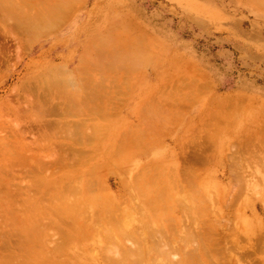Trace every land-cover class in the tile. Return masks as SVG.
Returning a JSON list of instances; mask_svg holds the SVG:
<instances>
[{
  "label": "rangeland",
  "instance_id": "rangeland-1",
  "mask_svg": "<svg viewBox=\"0 0 264 264\" xmlns=\"http://www.w3.org/2000/svg\"><path fill=\"white\" fill-rule=\"evenodd\" d=\"M19 1L20 3L22 2V0ZM45 1L46 0L32 1L35 3L33 5L34 7L31 6L32 11L39 10L37 9V5L39 4L43 7V5H48V1L49 4L52 3L50 2L52 0ZM81 1L82 0L70 1L72 9L69 10V16L66 18L67 20L61 25H58V28L56 27L57 29L54 28V30L47 29L46 32L42 30V28H39L34 30V32L25 34L27 37L24 33L22 34L24 36L20 35L19 37V34L17 32L16 34L14 31L5 34V32H7L6 22L0 25V154L2 156V158L0 157V228L3 227L4 223H8L4 225L5 228L0 229V235L4 234V237L7 234V237H4V239L0 237L2 241L11 238L13 234L16 235L15 232L17 230L14 223L17 224L18 221L16 222V220L22 219V212L20 213L21 217H19V212L23 211L22 208L27 212L23 211L26 213L23 215H27V218H30L26 225L27 227H31L34 222L38 221V218L36 220L34 219V215L43 212L41 215L43 216V214L47 212L43 217L46 215V217H48L53 214L52 208L55 210L56 207H59L57 206L59 202H62V198L58 197V202L54 194L51 196L48 188V192L45 191L47 185H40L41 182H35L34 184L33 182L35 180L31 181L33 183L31 189L28 191L24 189L26 192L25 197L21 190L23 187L18 189V191H22L21 193L19 192L21 199L18 198L19 195L13 198V195H16L15 190L17 189H10L11 187L13 188V185L17 188L20 181H26L28 183L31 178H34L33 176L25 175L24 172L26 171L22 172L23 169L29 170V167H21V173L17 172L18 169L12 166L16 161V157H14V155L17 154L16 149H19V145H17L15 141L17 137H15L13 133L15 132V126L13 125H16L14 122H19V124L21 122L29 123L26 119L28 113V115H39V109L37 112V108L33 107L32 111L31 106L39 100L40 96L46 98L47 95L53 94L52 92L54 91V94H61L59 96L58 94H53L55 97L61 96L63 98L68 97V94L74 93L73 86H68L69 84L64 78L56 75L54 76V74L51 75V70L54 68L64 67L67 71L75 75L73 76L74 78L76 77V81L79 84L77 90H79L80 93L78 91L76 93L78 95L74 97H81L80 99H83L82 96H84V99H87L89 96L88 93H90L91 96L93 93L92 97L89 96V98H91L90 100H94L93 102H95V99L96 101H100V98L101 100H105L106 98L110 100L109 106H107L108 104H103V102H99L100 104L97 102L101 107L98 106L96 102L89 103L87 110L99 114V116L108 113V119L104 120L102 118L95 127L90 124L88 126L90 128H79L77 132L79 134L81 133L82 136L87 135L88 137L89 134L92 133L95 137L94 143L96 150L99 151V148L102 147L100 153L102 151H107L112 144H114V140H116L120 133L121 136H124L125 132L128 131L126 134L130 135L129 133L131 130H126V128L131 129L130 127H134V125L141 126L139 125L141 124L139 121L140 118H138L139 115L143 118L141 114L144 115L145 113L144 119H141L145 121L144 125L153 123V125L149 127L147 125V129L149 132L151 131L150 134L147 131L144 132V130H146L145 127H142L145 129H143L141 133L151 135L152 137H148L152 143L148 139V146L144 145V140L147 141L146 139L148 137L142 136L143 138L141 137L140 139L143 142L139 141V143H141V146L143 145V149L139 147L140 149H137L136 154L131 157L133 159L130 158L127 159L128 161L126 160V166L130 168L129 171L131 174H129L132 176L136 175L139 169L156 162V164H163H159V167L162 166L161 169H163V166L172 165L174 163L173 155L180 152V141L186 138L187 135L190 137L192 133L191 130H197L202 126L205 120L211 115L213 116L218 102L222 99L231 96H239L238 104L233 108L230 107L232 110L229 108L227 110L218 111L221 115H225V113L230 110V112H228L231 117H229L226 124L222 125V131L216 130L214 132V142L212 144L213 146L209 148V152L211 153L213 151L212 153L218 156V158L221 155H230L234 148H238L241 145L242 141L247 136L246 133L255 132L257 130L256 125L264 121V0H84L77 14L86 15L87 19L80 25L79 38L77 39L78 44L71 47L70 39H58L57 36L68 31L69 26L67 21L70 15L76 12L75 8L79 6L78 4ZM1 2L2 0H0V3ZM16 2L18 3V0ZM27 31L30 32V30ZM33 33L36 34V38H34ZM28 36L32 38L30 39ZM85 50H87V52L89 50L95 59H98L99 63L98 65L95 63L92 64V66L90 65L91 71H86L87 75L81 78L83 80H79L77 67L79 66L80 58L83 57L82 55H84ZM103 50L104 52H102ZM100 53H105L107 55L100 57ZM91 58H93L92 55ZM181 81H183L182 83L184 84L185 81H188V83L189 81H193V84L198 87L194 93V90L189 91L188 89L190 88L188 85L192 83L188 84V88H184V91H187L186 93H188L189 96L186 94L188 97L186 96L187 98H185L184 101L181 99L182 97L177 95L181 90L179 92L175 91L177 86H180L178 83ZM67 86L69 89H67ZM193 87L191 85V89ZM64 92L66 95L63 94ZM171 92H176V96L173 97L172 95L175 94H171ZM183 94L182 96H184ZM169 95L173 98L179 96L181 102L183 101L182 104H180L181 102L178 103L179 108L177 107L174 109L171 107L175 111L179 109L176 112L172 110L173 118L171 117V123H167V121L169 122L171 120L168 119L171 114L169 113L170 107H168V116V114L164 113L167 111H165L162 106V104L164 106H170L171 103L173 104V102H170L172 99L170 100ZM93 97H95V99ZM176 99L172 101L176 102ZM8 102H12L11 104H13V106L16 104L19 109L24 110L25 114H23V118L19 117L16 112L9 108ZM169 102L170 104H168ZM13 106L11 108L15 110ZM25 107H27L28 110L27 108L25 109ZM35 108L36 110H34ZM160 108L162 111L157 110ZM157 115L160 117L159 119ZM162 115L168 117L166 118L168 120H163L161 117ZM58 117L59 116H54L55 119L52 117L50 118H52V121H55L58 120L56 119ZM146 117L152 119L156 117L158 120L146 119ZM74 119L75 118L70 120L75 122L77 119ZM159 120L165 123V125H162V122L160 123L165 128L169 124L166 129L164 128L167 133H164L165 136L162 134L163 137L159 135L161 134V130L159 134H156L159 128L156 122H159ZM154 124L158 126L151 128ZM138 126L136 130H142V128ZM73 127L75 126L69 129L74 130ZM156 127L158 128L155 129ZM67 129L65 130L70 133V130ZM141 130L139 131L141 132ZM38 133L37 130L33 129L31 134L33 136L28 135L27 137L28 142H35V138L40 135ZM77 133H73L74 136H78ZM131 133L133 134V132ZM73 134L68 138L73 140L75 138ZM136 136L133 137L134 141ZM68 138L66 137L67 140L64 138L62 141L65 140L64 143H68L70 146H73L78 140L75 138L74 140L76 141L69 142ZM81 139L76 143L82 141ZM87 141L86 144L90 145ZM84 142L85 140L82 141V143ZM139 143L136 145H139ZM37 145L38 143L36 147H33V150L34 153H39L41 157L40 154L43 151L39 150L40 152H37ZM59 145H61L60 142H51L50 150L47 153L44 152L45 154L42 153V155H44L42 157H49H46L48 159L46 163L47 161L54 160L48 162V164H52L57 160L56 154L54 155L53 153V147L57 148L59 151ZM10 153H12L13 157H11L12 155ZM5 154L7 156H5ZM97 154H99V152ZM263 157H259L260 160L257 162L259 168L253 175L254 179H257L256 181H261L259 184H262V182L264 183V159L261 160ZM89 158L87 160H89ZM126 158H129L128 155ZM2 160H6V162ZM90 160L89 162L94 161L93 159L92 161ZM8 162H10L8 164L10 165V169L6 164ZM257 163L253 164V166ZM52 166L53 165H50L48 169ZM53 167L54 168H51V170L47 169L44 178H42L45 179V181H53V183H59L60 185L62 181L60 173L62 170L57 169L55 165ZM90 168L91 167H88V169ZM222 168L221 166L216 167V165H212L206 169L204 166H201L197 173L198 175H196L198 179L196 190L195 192H189V197L181 201L182 205H188L194 209V211H197L199 208L205 210L206 206L210 203V198L217 199L220 196L227 195V192L231 191V187L229 186L231 185L230 179L234 181V178H232V174H229L231 170L230 167L227 169ZM4 169L6 171H3ZM56 170L60 172H57L58 175L54 174ZM6 172H11L13 176L10 174V178L13 177V180L9 178V173L7 174ZM47 172L51 173V177ZM4 174H7V177ZM46 174L49 176L47 177ZM52 174L54 177H52ZM14 176L17 180L19 177L20 181H15L16 178L14 179ZM78 177V180L82 178V176ZM85 178L87 177L85 176ZM84 180L86 182L87 179ZM212 180L218 186L213 185ZM5 181H8V191L10 190L9 192L13 195L8 192L10 195L7 194L8 196H6ZM45 181L43 180V182ZM81 181L80 179L79 182L81 183ZM22 182L20 183V187L23 184ZM107 184L115 196L123 194V185H121L123 183L120 179L111 175L107 178ZM89 187L92 188L93 186ZM39 190L41 191L38 192ZM27 192L32 193L30 195ZM38 193H40V195ZM245 195L246 194H243V192L241 194L236 193L238 199H235L236 202L232 209L238 212V214L233 215L231 226L237 227L238 230L241 229L243 233H248L257 225H253L249 221L251 212L250 209L244 205ZM9 196L12 198L8 199ZM93 197L90 199L95 202L88 198L87 200L94 203L95 207L93 203L90 205L95 209L99 207L100 204L98 206V204H96L98 203L97 200H94ZM29 198L35 199L31 202L32 199ZM13 199L18 200L16 202V200ZM23 199L24 201H22ZM26 200L30 202L28 203ZM40 200L44 208L41 209L42 211L39 213L38 206L40 205ZM18 201L21 205L24 204L20 207V204L17 205ZM46 201L47 204L50 203L48 204L49 206H46ZM34 202H39L38 206H36L37 203L35 205ZM217 202L219 201L217 200ZM17 206L19 209L16 208ZM15 208L17 209L16 212L19 210L18 213H15V211L13 212ZM34 208L35 210H33ZM49 208L51 213L47 211ZM36 209L38 211H36ZM98 209L99 208L96 210ZM87 212L88 211H86V214ZM11 214L12 217L15 216V219L10 216ZM165 216L166 215H162L164 218ZM27 218L25 217L23 219ZM87 218H91L89 213ZM158 218H160V216ZM161 219L163 218H160V220ZM9 223L14 227L9 228ZM6 227L8 228L6 229ZM48 229H44L47 230V232L43 230L44 238L42 237L41 239H36L35 235H37L36 232L38 231L33 229L35 232H33V230H31V232L34 236L32 234V236H30L33 238L31 239L28 237L29 234L27 235L29 242H27L28 240L24 241V237L22 235L19 237L18 234L16 235L18 237L13 235V239L16 238L15 241L13 239V241L9 239L7 242L0 241V264H20L21 262L23 264H107L106 261H103L104 258L101 259L100 256H98L101 251L98 246L93 245V242H96L93 238L83 242L70 243L62 248H58L60 245H63V243L58 241V237L51 236L52 230H50V228ZM8 233L11 236H9ZM52 237H54L53 240ZM21 238H23V240ZM18 239H21V242H19ZM54 239L56 242H53L55 241ZM31 240L33 241L31 242ZM243 243L245 244V242ZM20 249L22 252H19ZM261 249L262 248L259 249L260 251L257 252V255L252 256L249 260H253L256 264H264V248ZM47 255H51L52 259H49L50 257H47Z\"/></svg>",
  "mask_w": 264,
  "mask_h": 264
},
{
  "label": "bare ground",
  "instance_id": "bare-ground-1",
  "mask_svg": "<svg viewBox=\"0 0 264 264\" xmlns=\"http://www.w3.org/2000/svg\"><path fill=\"white\" fill-rule=\"evenodd\" d=\"M16 1L17 0H2V2L0 3V25L6 22L7 32H5V34L14 31L15 33L17 32L20 37V35H22L23 33L24 35L29 34L39 28H42V30L44 31H46L47 29L54 30V28L57 29L58 25H60L63 21L65 22V20H67L66 18L69 16L68 9H65L66 7H68L66 3L69 0H52L50 1L52 2L51 4H49L48 1V5H43V7L41 6V4H39L37 5V9H39H36L37 11H32L31 7L35 4L32 1L35 0H22L21 3L19 0L18 3ZM27 30H30V32H28ZM33 35L34 38H36V34L33 33ZM25 36L27 37V35ZM29 38L31 39L32 37ZM102 52H104V50ZM105 53H102L103 55L100 53L101 55L99 54V56L104 57L105 55H107ZM91 55L95 59V57L89 50L88 52L87 50H85L84 55H82L83 57L80 58L79 66L77 67L79 80L83 78V76L87 75L86 71H91V67H89L90 65L92 66V64L94 63L98 65L99 63L98 59L94 60L93 58H91ZM53 74L54 76L56 75L58 77L64 78L65 81L69 84H67L68 86H73L74 93L68 94V97L63 98L61 96L58 97L59 95H61L58 93V96L55 97L54 95L56 93L54 94V91L52 92L54 95H47L46 98L40 96L39 100H37L34 105L32 104V109L30 108L33 111V107H36L37 112L39 109V115H32L30 111L31 115H28V113L26 116V119L29 123L21 122L19 124V122L13 121L16 124L13 125L15 126V132L13 133L15 134L14 136L17 137L15 138V141L17 145H19V149H16L17 154H15L16 156L14 155V157H16V161L12 166L18 169V171L15 170L17 172H21V167H29V170L23 169L22 172L26 171L24 172L25 175L33 176L34 178H31V180L28 179L29 181L27 183L26 181H20L19 177L17 180V178L14 176V179L16 178L15 181H20V183L22 182L24 186L22 184V186L20 187L19 182L18 185L16 184L18 186L17 188L15 185H13V188L11 187L10 189H17L15 190L16 195H13L11 192H9L10 190L8 191V181H5V186L7 189H5V191L7 192L6 196L12 194L14 196L13 198H16L15 196L19 195L18 198L21 199L19 194L20 190L18 191L19 188L21 189L23 187V189L21 190L23 191L24 194H22L25 197V190L28 191L29 189H31L33 187V183L35 184V182H41L40 185H47L45 191H47L48 188V191L50 192L49 194H51V196L52 194H54V196L57 198V201L59 200L58 197L62 198V202L58 201L59 204L57 206L59 207L55 208L56 211L50 205L53 210L52 213L55 215L51 214L48 217H46L47 215L43 217L47 212H45L43 216H41L43 212L41 214L34 215V219L36 220L38 218V221L34 223L32 221L33 225H30L31 227L28 226L29 228L27 227L26 223L30 218H27V215H23L27 212L22 208V210L26 213L20 211L19 217H21V212L23 213V217L21 220H16V222L18 221L17 224L14 223L17 230L15 232L16 235L18 234L19 237H21L22 235L24 237V241L28 240L27 242H29V238H33L30 236H34L31 230H37V235H35L36 239H41L42 237L44 238V231L47 232V230L44 229L50 228V230H52L51 236L53 235L55 237H58V241L63 243V245H60V247L58 248H62L70 243L72 244L74 242H83L87 241L90 238H93V240L96 241L93 242V245L98 246L99 250L102 252H99L100 255L98 256H100L101 259L104 258L103 261H106L107 264H256L253 260H249V258L257 255V252L260 251V248H264V183L262 182V184H259L261 183V181H256L257 179L255 180L253 175L254 172L256 173L257 169L259 168V165L257 163L260 160L259 157L264 156V121L261 120L263 122L256 125L257 130L255 132L253 131L246 133L247 136L242 141L241 145L238 148H234L230 155H221L218 158V156L212 153L213 151L211 153L209 152V148L213 146L212 144L215 137L214 132L216 130L222 131V125L226 124L230 117V110H228L229 112L227 111L225 115H221L220 113H218V111L227 110L230 107L233 108L234 106H236L239 102V96H231L220 100L215 108L214 115H211L207 120H205L202 123V126H200L197 130H191L192 133L190 134V137L187 135L186 138L180 141V152L173 155L174 163L172 165H167L166 167L163 166V169H161L162 166L159 167L160 163L156 164V162L139 169L137 174L132 176L130 175V168L126 166V163L128 161L127 159H130L132 156H134L137 152V149L142 148L143 145L141 146V143H139V141L143 142L140 139L142 136H151L147 133V135L145 133H143L144 135L141 133L145 128L146 130H144V132H149V130L147 129V125L149 127L150 125H153V123H147V125H144L145 121L142 120L144 119L145 113L144 115L141 114L143 118H141L139 115L138 118H140L139 121L141 123L139 125L141 126L134 125V127H130L131 129L126 128V130H131L129 133L130 135L126 134L128 131L125 132V137L121 136L120 133L116 140H114V144H112V146L107 151H102L100 153L102 147L99 148V151L96 150L94 143L95 137L92 133H90L88 137L87 135L82 136L81 133L79 134L77 132L79 128L85 129L90 124L95 127L100 119H108V113L106 115L101 113L102 115L99 116V114L87 110V106L89 105V103L94 101L90 100V93H88L89 96L87 97V99L89 100H87L86 98L84 99V96L82 95L81 96L83 99H80L81 97H74L78 95L76 93L79 91L77 90L79 84L76 81V77L74 78L75 75L67 71L66 68H54L51 70V75ZM182 82L183 81L178 83L180 86H177L175 91L179 92L181 90L182 92L184 91V88H188L189 86V91L194 90V93L196 88L198 89L197 85L193 84V81H189V83L188 81H185V84ZM191 85L192 87L194 85V89H191ZM68 86L67 89H69ZM84 88L86 89L85 86ZM184 92H182L181 95L180 93H177V95L182 97L181 99H183V101L189 96V94L186 93L187 91ZM63 94L66 95L65 92ZM171 94H175L172 95L173 97L176 96V92H171ZM182 94L185 97L182 96ZM186 94H188V96ZM172 96H170V100L177 98L176 102L171 100L170 102H173V104H170L169 102L168 104H170V106H164L162 104L164 110L167 111L164 112L163 110V112L165 114H168V116L169 113H171L169 118L164 117L163 115L161 116L162 119H165L166 121L168 119H171L169 122L167 121V123L172 122V114L173 111H175L171 107L175 109L178 107V103L181 102L179 96L175 98H173ZM93 98L95 99V97ZM96 98L98 99L97 96ZM95 102L96 104L97 102H103V104L105 105L108 104L107 106L110 105V100L108 98H106L105 100H101L100 98V101H96L95 99ZM174 102L177 104H175ZM182 102L180 104H182ZM11 103L8 102L9 108L12 111L16 112L19 117L24 116V110L19 109L17 107L18 105L16 106V104L15 106H13V104ZM99 104L97 105L101 107V105ZM12 106L13 108L15 107V110L11 108ZM168 107H170L169 113ZM26 108L27 107H25V109ZM36 108L34 110H36ZM232 108L230 109L232 110ZM160 109L157 110L162 111V109ZM54 116H59L58 118H56L58 120L52 121V118L55 119ZM73 118L77 120L75 122L73 120H70ZM147 118L148 117H146V119ZM153 118L154 119H148L156 121L160 117H158L157 115L158 119H156V117ZM161 122L160 120L159 122H156L159 125V128L156 127L155 129L158 128V132L156 134H159L161 130V134L159 135L163 137V135L165 136L164 133H167L165 129L169 126V124H166L167 127L165 128L162 126L163 124L165 125V123ZM157 124H154V126H152L151 128L158 126ZM72 126H75L73 127L74 130L69 129L72 128ZM137 126L141 128L145 127L142 128V130L139 129L141 130V132L137 129L141 136L136 130ZM66 127L70 130V133L65 130L67 129ZM75 128L77 131L75 130ZM33 129L37 130L39 132L38 134L40 135L39 137L35 138V142H28L27 137L28 135L32 134ZM131 132H133L134 135ZM71 133H77L78 136H74L73 134V137L77 138L78 140L82 138L81 140H85V142L82 143V141H79L80 144L79 142L76 143L78 140H74L75 138L73 139L72 136L71 137L73 140H71L70 138H68L70 137V135H72ZM136 135L138 136V138ZM134 136H136L135 141L133 138ZM66 137L68 138L69 142L76 141L75 144L77 145L73 144V146H70V144L68 143L65 144V140H62L64 138L66 139ZM148 139L151 142L150 138L148 137L146 139L147 141L144 140V142L146 143H143L144 145L148 146ZM137 140L140 146L136 145L138 144ZM86 141L90 145H87ZM51 142H60L61 145H59V151L57 150V148L53 147V153L54 155L56 154L57 160H55V162H53L52 164H48V162H52L54 160L47 161L46 163V160H48L46 157L48 156L42 157L44 156L42 155V153H47L50 150ZM37 143V152H40L39 150L43 151L40 154L41 157L39 156V153H34L33 150V147H36ZM110 149L114 150L111 151ZM98 152L99 154H97ZM10 154L12 155V153ZM127 155L129 158H126ZM5 156L7 155L5 154ZM0 157L2 158L1 154ZM11 157H13V155ZM89 157H91L94 161H92V159ZM88 158L89 160L91 159L90 161L92 162H89V160H87ZM263 159L264 157L261 160ZM4 161L6 162V160ZM9 163L10 162L6 164L10 169V165H8ZM255 163L257 164L253 166V164ZM50 165H55V167L57 166V169L62 170H60L61 173L57 170L56 172H54L55 175L57 174V172L60 173L62 177L60 185L59 183H53V181L49 182L43 179L44 174L46 173ZM212 165H216V167L221 166V168L223 167L222 169H227L230 167L231 170L229 171V174H232L231 176L235 181L234 182L232 181V179H230L231 185L229 186L231 187V191L227 192V195L220 196L217 199L210 198V196V203L206 206L205 210L199 208L197 211H194V209H192L188 205H182L181 201L186 200L189 197V192H195L196 190V184L198 183L196 175H198L197 173L201 166H204L207 169V167H210ZM53 166L51 168H54ZM88 167L91 168L88 169ZM51 168L49 169L51 170ZM3 171L6 170L4 169ZM51 173L48 174L50 175ZM7 174L4 175L7 177ZM10 174L11 172L9 173V178L12 175ZM48 174H46L47 177L49 176ZM111 175L120 179L123 183L121 184L123 185V194L120 196H115L111 191L109 185L107 184V178ZM78 176H82V178H80L82 180L81 183L79 182L80 179L78 180ZM85 176L87 178H85ZM52 177H54L53 174ZM10 179L13 180V177H11ZM84 179H87L86 182ZM43 180L45 182H43ZM31 181L34 182L32 183ZM212 184L217 185L213 180ZM89 186L93 187L90 188ZM40 191L41 190H39L38 192ZM8 192L10 194H8ZM242 192L243 194H246L244 205L248 207L251 212L249 221L251 224L257 225L248 233H243L241 229L238 230L237 227L231 226V219L233 215L238 214V212L233 211L232 209L233 205L236 202V193L241 194ZM27 193L31 195L30 192ZM38 194L40 195V193ZM94 195L97 197H95ZM91 197H93L94 200H97L98 203L96 204H98V206L100 204L99 207H96L94 209L95 206L93 202L95 201L90 199ZM9 198L11 199L12 197L9 196L8 199ZM87 198L92 200L93 202H90V200H87ZM34 199H32L31 202H33ZM217 200L219 202H217ZM22 201H24V199ZM29 202L30 201H28V203ZM39 202V206L37 202L34 203L35 205L37 203L36 206H38L40 213V211H42L41 209H43L44 207L41 204V200ZM92 203L94 207H91L92 205L90 204ZM19 204L20 202L18 201L17 205ZM48 204L46 206H49ZM22 205L20 204L19 206L21 207ZM16 208L19 209L18 206ZM16 208L13 210V212L15 211V213H18L19 210L16 212ZM97 208L99 209L96 210ZM37 209L36 211H38ZM33 210H35V208ZM47 211L49 212L50 208ZM86 211H88L87 214ZM88 213L91 218H87ZM162 215H166L165 218L162 217ZM10 216L12 217V214ZM159 216L163 219L160 220V218H158ZM25 217L27 219H23ZM157 218L160 222L162 221L161 224ZM7 224L4 223L3 227H1L0 229L5 228L4 225ZM10 226L9 228L14 227ZM7 228L8 227H6V229ZM34 230L33 232H35ZM3 235L1 234L0 237H3ZM6 235L4 237H7ZM13 235H9L11 236V238L9 239L12 240ZM27 235L29 238L27 237ZM4 237L2 239H4ZM53 238L54 237H52V240ZM15 239L13 240L15 241ZM21 239L23 240V238ZM21 239H18L19 242H21ZM7 240L0 241L7 242ZM32 241L33 240H31V242ZM53 242H56V240ZM243 242H245V244ZM20 251L22 252L21 249L19 250V252ZM48 256L49 255H47V257ZM49 257V259H52L51 255Z\"/></svg>",
  "mask_w": 264,
  "mask_h": 264
},
{
  "label": "crops",
  "instance_id": "crops-1",
  "mask_svg": "<svg viewBox=\"0 0 264 264\" xmlns=\"http://www.w3.org/2000/svg\"><path fill=\"white\" fill-rule=\"evenodd\" d=\"M70 1L71 0H69L67 3H66V5L68 6V7H66L65 9H68V11L69 10H71L72 9V4L70 3ZM84 2V0H82L78 5L79 6H77L76 8H75V13L74 14H72V15H70V17H69V20L67 21V24H68V26H69V29H68V31H66V32H64V34H62V35H58L57 36V38L58 39H60V38H68V39H70V45H71V47H73V46H75V45H77L78 44V38H79V33H80V31H79V28H80V25L82 24V23H84L85 21H86V19H87V17H86V15H83V14H77L78 13V11L81 9V6H82V3ZM74 5V4H73ZM64 22V21H63ZM62 22V23H63ZM61 23V24H62ZM60 24V25H61Z\"/></svg>",
  "mask_w": 264,
  "mask_h": 264
}]
</instances>
